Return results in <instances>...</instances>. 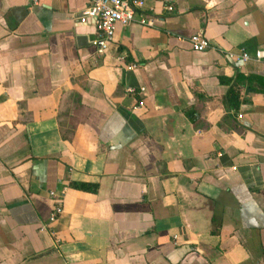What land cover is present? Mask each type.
Returning <instances> with one entry per match:
<instances>
[{"label":"crops","instance_id":"obj_1","mask_svg":"<svg viewBox=\"0 0 264 264\" xmlns=\"http://www.w3.org/2000/svg\"><path fill=\"white\" fill-rule=\"evenodd\" d=\"M88 1L0 0V264H264V0H145L103 53Z\"/></svg>","mask_w":264,"mask_h":264},{"label":"built area","instance_id":"obj_2","mask_svg":"<svg viewBox=\"0 0 264 264\" xmlns=\"http://www.w3.org/2000/svg\"><path fill=\"white\" fill-rule=\"evenodd\" d=\"M38 0H33L37 3ZM147 9L145 0H89L88 4L80 11L77 16L78 23H93L96 27V36L92 43L97 52H105L109 44L113 41L115 29L118 24L128 25L133 21L141 24H152V20L145 17L144 11ZM166 9L172 10L171 5ZM148 10H152L151 7ZM191 47L195 51H204L211 48L209 39L202 31H197L189 37ZM229 59L246 61L251 59V55L244 49L240 50H221ZM264 57L263 50H256L255 59ZM144 90V87H140ZM127 91L135 92L134 87H127ZM139 105L143 101L138 102ZM240 116V115H239ZM66 186L60 191L50 190L49 195L53 201L52 211L49 215V221H54L63 211V200L66 193Z\"/></svg>","mask_w":264,"mask_h":264},{"label":"trees","instance_id":"obj_3","mask_svg":"<svg viewBox=\"0 0 264 264\" xmlns=\"http://www.w3.org/2000/svg\"><path fill=\"white\" fill-rule=\"evenodd\" d=\"M225 82L228 83L229 80H226ZM226 99H227L229 104H232L235 106L240 103L239 93L237 92L236 86L234 83H232L229 86L227 94H226ZM70 185L72 187L83 189V190H96V187H97L96 184L77 183V182H72V183H70Z\"/></svg>","mask_w":264,"mask_h":264}]
</instances>
